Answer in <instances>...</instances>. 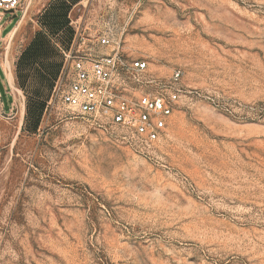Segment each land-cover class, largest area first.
I'll use <instances>...</instances> for the list:
<instances>
[{
	"label": "rangeland",
	"instance_id": "1",
	"mask_svg": "<svg viewBox=\"0 0 264 264\" xmlns=\"http://www.w3.org/2000/svg\"><path fill=\"white\" fill-rule=\"evenodd\" d=\"M13 16L0 264H264V0H26ZM79 28L111 33L151 74L182 72L159 141L127 143L55 97Z\"/></svg>",
	"mask_w": 264,
	"mask_h": 264
},
{
	"label": "built area",
	"instance_id": "2",
	"mask_svg": "<svg viewBox=\"0 0 264 264\" xmlns=\"http://www.w3.org/2000/svg\"><path fill=\"white\" fill-rule=\"evenodd\" d=\"M26 0H0L4 15L17 14ZM62 70L54 94L70 117L127 142L150 145L166 133L180 96L182 72L169 78L149 73L148 62L133 58L109 32L77 29L60 48Z\"/></svg>",
	"mask_w": 264,
	"mask_h": 264
},
{
	"label": "water",
	"instance_id": "3",
	"mask_svg": "<svg viewBox=\"0 0 264 264\" xmlns=\"http://www.w3.org/2000/svg\"><path fill=\"white\" fill-rule=\"evenodd\" d=\"M8 13H12L11 11L10 12H8ZM17 16V14H14V16L13 17H16Z\"/></svg>",
	"mask_w": 264,
	"mask_h": 264
},
{
	"label": "trees",
	"instance_id": "4",
	"mask_svg": "<svg viewBox=\"0 0 264 264\" xmlns=\"http://www.w3.org/2000/svg\"><path fill=\"white\" fill-rule=\"evenodd\" d=\"M55 18H56V17H55ZM55 18H53V19H55ZM28 57H29V55H26L25 59L28 58Z\"/></svg>",
	"mask_w": 264,
	"mask_h": 264
}]
</instances>
